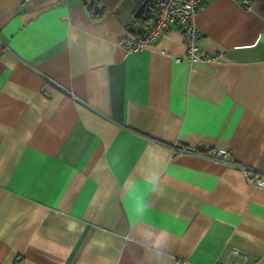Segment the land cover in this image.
<instances>
[{"label":"crops","instance_id":"obj_1","mask_svg":"<svg viewBox=\"0 0 264 264\" xmlns=\"http://www.w3.org/2000/svg\"><path fill=\"white\" fill-rule=\"evenodd\" d=\"M246 1L203 0L191 61L176 25L124 51L153 21L141 0H0V264H264V187L175 149L264 172V0Z\"/></svg>","mask_w":264,"mask_h":264},{"label":"built area","instance_id":"obj_2","mask_svg":"<svg viewBox=\"0 0 264 264\" xmlns=\"http://www.w3.org/2000/svg\"><path fill=\"white\" fill-rule=\"evenodd\" d=\"M247 3L246 0H243ZM203 0H156L155 14L152 23L141 35L132 36L126 34L122 39V47L126 53L138 51L147 47L155 38L168 29L170 25H176L186 42L184 57L188 60L209 59L210 56L201 54L199 48V32L194 24V15ZM89 5H91L89 3ZM88 5V6H89ZM180 59V57H177ZM176 151L198 154L202 157L222 162L242 173L244 180L257 187H264V172L253 166L236 161L231 151L223 146L211 148H190L177 146ZM230 253L237 255V248H231ZM241 261L229 260L227 262L215 261L213 264H251L245 254L241 255ZM180 264H186L181 261Z\"/></svg>","mask_w":264,"mask_h":264},{"label":"trees","instance_id":"obj_3","mask_svg":"<svg viewBox=\"0 0 264 264\" xmlns=\"http://www.w3.org/2000/svg\"><path fill=\"white\" fill-rule=\"evenodd\" d=\"M141 1L144 2V5L142 6L141 10L136 15L133 13L134 19H135L134 21H137V22L139 21L143 25H145V27H146L147 26L146 22L149 21L150 19L154 18L156 0H141ZM88 8L90 9V11L93 14H97L99 12V10L94 8L92 5H89ZM144 30L143 31H138L137 33H134L133 30L127 29L126 30V34L132 35V36H137V35H141L144 32Z\"/></svg>","mask_w":264,"mask_h":264},{"label":"water","instance_id":"obj_4","mask_svg":"<svg viewBox=\"0 0 264 264\" xmlns=\"http://www.w3.org/2000/svg\"><path fill=\"white\" fill-rule=\"evenodd\" d=\"M144 5V2H142L141 4H139L134 12V14L136 15L142 8V6Z\"/></svg>","mask_w":264,"mask_h":264}]
</instances>
